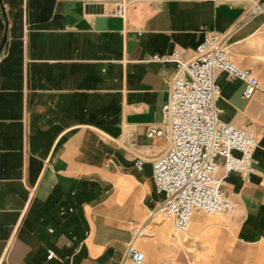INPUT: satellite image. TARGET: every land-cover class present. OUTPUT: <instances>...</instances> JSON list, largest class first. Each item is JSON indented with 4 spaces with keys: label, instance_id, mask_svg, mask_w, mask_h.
Listing matches in <instances>:
<instances>
[{
    "label": "crops",
    "instance_id": "1",
    "mask_svg": "<svg viewBox=\"0 0 264 264\" xmlns=\"http://www.w3.org/2000/svg\"><path fill=\"white\" fill-rule=\"evenodd\" d=\"M261 4L0 0V264H67L48 249L75 264H123L132 241L143 264H264ZM209 32L231 34L232 59L260 83L247 100L243 81L216 73L220 119L257 137L254 173L224 181L234 212L196 213L177 233L150 218L164 198L153 162L170 141L148 131L177 69L153 57L176 50L189 61Z\"/></svg>",
    "mask_w": 264,
    "mask_h": 264
},
{
    "label": "built area",
    "instance_id": "2",
    "mask_svg": "<svg viewBox=\"0 0 264 264\" xmlns=\"http://www.w3.org/2000/svg\"><path fill=\"white\" fill-rule=\"evenodd\" d=\"M121 5L117 4L119 15H122ZM256 9L264 11V4ZM230 35L207 33L189 61L182 60L176 50L170 55L153 57L174 62L177 69L168 102L162 108V122L148 131L149 137H164L170 141L168 151L153 162V181L164 198L150 218L172 220L177 233L189 229L196 213L234 212L235 203L222 189L224 181L232 172L240 173L246 180L254 173V153L258 145L255 133L248 127L238 128L221 120L216 106L221 95L216 82L219 71L245 83L243 98L247 100L260 88L258 78L232 59L228 50ZM142 163L138 160L136 166L141 169ZM68 211L74 210L69 208ZM143 232L142 227L137 228L135 236ZM145 258V253L132 241L123 264H143ZM47 259L75 264L72 256L61 257L52 249H48Z\"/></svg>",
    "mask_w": 264,
    "mask_h": 264
},
{
    "label": "rangeland",
    "instance_id": "3",
    "mask_svg": "<svg viewBox=\"0 0 264 264\" xmlns=\"http://www.w3.org/2000/svg\"><path fill=\"white\" fill-rule=\"evenodd\" d=\"M175 233V232H174Z\"/></svg>",
    "mask_w": 264,
    "mask_h": 264
}]
</instances>
